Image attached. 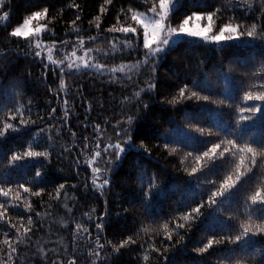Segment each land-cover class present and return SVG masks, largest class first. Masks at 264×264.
<instances>
[{
  "label": "snow or ice",
  "instance_id": "6c2138e0",
  "mask_svg": "<svg viewBox=\"0 0 264 264\" xmlns=\"http://www.w3.org/2000/svg\"><path fill=\"white\" fill-rule=\"evenodd\" d=\"M119 2L113 14L116 0H102L82 31L87 0L85 5L25 0L26 14L14 26L9 0H0V264H19L21 246L35 264H122L121 257L134 247L140 264H174L170 254L191 238L196 223L204 229L191 252L200 259L190 264H264V56L251 65L239 58L221 62L212 74L197 59L200 75L190 84L180 80L179 72L173 73L177 84L160 73L181 47L185 52L195 47L264 50V0ZM68 11L74 12L70 22L65 21ZM61 21L63 29L57 27ZM21 60L40 69L37 78L52 98L43 110L34 112L40 105L25 92L33 72H14ZM85 75L113 89L107 102L97 101L100 109L113 113L111 118L102 111L99 122H87L93 103L85 100L83 84L70 83ZM69 96L81 101L84 131L91 127L80 141L71 130L76 105L69 106ZM157 109L161 114L183 110L185 123L172 127L175 120H169L161 132V122L152 119ZM213 111L227 119L221 124L201 115ZM66 130L71 147L61 142ZM13 136L30 139L7 146ZM153 153L178 158L173 169L195 181L197 191L175 200L168 213L157 210L169 193L162 178L167 167ZM130 156L134 162L120 182L132 180L135 187L130 198L125 196L128 206L117 201L113 213L109 196L118 169ZM54 157L74 165L77 178L82 165L87 175L78 183L63 179L49 189ZM89 193L102 199V210L81 203L80 197ZM36 201L43 212L36 210ZM54 207L64 215L47 225L48 239L41 243L36 234L45 230ZM77 207L88 210L76 217ZM132 210L139 212L134 226L112 230L109 238L113 219L128 220ZM53 223L66 237L53 233ZM64 238L70 242L62 243Z\"/></svg>",
  "mask_w": 264,
  "mask_h": 264
},
{
  "label": "trees",
  "instance_id": "16d2710c",
  "mask_svg": "<svg viewBox=\"0 0 264 264\" xmlns=\"http://www.w3.org/2000/svg\"><path fill=\"white\" fill-rule=\"evenodd\" d=\"M79 3L82 5H85V0H78ZM102 2V0H87L86 4V15L83 19V24L81 25L82 31H87V21L92 18L93 15L97 14L98 12V6L99 3ZM222 2H226V0H222ZM9 5L11 8L12 16H11V22L12 25H16L19 22H21L22 17L26 14L25 13V0H9ZM121 6L119 0H116V8L113 9V14L116 10L119 9ZM74 18V12L68 11L65 16V21L70 22L71 19ZM109 24L114 23V20H109ZM64 21H61L57 27L59 29L64 28ZM108 24L103 25V27H107ZM94 35L95 32L92 31L91 33ZM59 35H63V32L61 31ZM0 39H3L0 37ZM98 47H107L106 44H98ZM262 56H264V50H262L259 46H257L255 49L252 48H240V49H234L230 51L225 52H217L214 48L208 47H195L188 50V52L184 51V48H178L177 51L173 52L168 58L166 63L163 67L160 69V73L163 76L164 73H167V77L169 78V82L172 84L179 83V80L173 75L174 72H179L180 74V80L187 79L189 84L191 83V79L196 78L200 74L198 73V70L195 67V63L197 59L204 60L206 70L212 74L215 72V69L220 66L221 62L224 64H227L229 60L233 59H241L246 60L249 65L253 63L254 60L258 61ZM220 57H223V61H221ZM182 58H186L187 60V66L183 62ZM118 62V61H117ZM258 66V65H257ZM31 70L33 72V77L31 79L30 84L25 88V92L28 97L33 98L34 104H39L40 108H34L33 111H40L43 110V105L50 99H52L49 95L46 94V90L44 88V85L39 81L37 78L40 72L39 67L37 66H29L28 62L25 60H21L19 62V66L14 70L15 74L18 75L20 72H25L27 70ZM238 75V74H236ZM49 84H52V78H49L48 81ZM71 84L75 85H84V98L85 100H91L93 103L94 111L92 113V118L90 121H87L89 124L93 122H99L96 118L99 113L103 111V115L106 117L111 118L113 113L111 111H105L99 108L97 101L99 99H104L106 102L108 101V93L113 91L112 88H109L107 85H104L101 81L91 79L89 76H80V77H74L71 81ZM53 87L55 85L53 84ZM239 85H235L233 91L235 92L238 89ZM71 91V89H70ZM131 91V89L129 90ZM175 89H169V92H174ZM115 95L117 96V104L119 103V92H115ZM171 98V96H169ZM144 99H148L147 96L144 97ZM70 101V107L73 103H75L76 107L74 109V114L72 116V119L70 120L71 124V130L75 131L77 133V137L75 138L76 141L82 140L83 135H88L91 132V127L87 131H84L82 124L86 121H84L85 111L83 107H80V99H74L72 96H69ZM53 105H55V101L53 100ZM86 106V105H85ZM167 107V106H166ZM188 111H193V108L191 107V104L186 105ZM209 109L214 108L213 105H207ZM201 115L204 116L206 121L212 122L215 121L217 123H223L224 120L227 119L226 116H220L217 115L216 112H205L201 113ZM183 110L172 112L170 109L163 114L159 112V110H156V114L153 116V121L159 120L162 124V127H160V131H164L166 128H168L170 125L168 123L169 120L174 119L175 123H173L171 126L175 127L176 123H185L183 120ZM103 118V117H102ZM101 118V119H102ZM119 118V117H116ZM113 123H115V119L112 120ZM30 139L28 136H13L9 139L7 146H11L13 144H19L24 143ZM62 143H67L69 147L72 146L73 140L68 134L67 130L65 131V135L63 139L61 140ZM153 157H158L160 165H166L167 167V175L165 177H162L166 180L165 187L169 190L167 200L161 204L158 205L157 210L161 211L163 213H168L171 210V205L173 202L177 199H180L182 196L186 198H190L193 193L197 191L195 186V181L189 180L187 177V174L183 171H175L172 167L173 164L179 165L178 158L173 160L171 157H167L166 153L163 154H157L153 153ZM135 157H129L127 161H125L124 166L120 169H118V172L120 175L117 176L116 184L113 187V190L109 196V202H110V208L113 210V213H115L117 204L116 202L119 201L121 203V206L127 207V201L125 200V196L131 197V193L133 188L135 187L134 181L129 180L128 184H122L120 182L121 177L124 176V174L128 173L129 167L133 164ZM155 159L151 162V165H148L149 171H154L155 168L152 167V165L155 164ZM74 165L70 164L68 160H58L55 157L53 158L52 164L49 166V172L48 176L53 181L52 183H48L46 186L51 189L54 186V183L63 182V179H67L69 183H78L79 181L83 180L87 173L84 170L83 165L81 166V175L79 178L75 176L74 173ZM31 174V173H30ZM172 189H175V191H171ZM79 196L80 194L77 193ZM45 200H47V196L44 197ZM198 198V197H197ZM35 199V198H34ZM81 203L85 204L87 206H96L99 210L103 209V201L98 196H94L92 193H89L87 197L81 196L80 197ZM36 210L43 212L44 209H42L39 206V202L36 201ZM88 207H77L74 209L76 217H79L81 212L87 211ZM53 216L48 217L44 223H45V230H42L41 232L37 233V236H40L41 243H44L47 241L48 237L45 235V232L47 231V225L49 223H52L54 220L59 221L60 217L64 215L63 210L56 209L55 207L52 209ZM129 219L123 220V219H113L112 225L113 229L109 230V238H112V230L120 231L122 228L127 227L131 228L134 226L135 218L139 215V212L136 210L130 211ZM65 219H69V217H65ZM193 231L190 233V239L186 237L185 242H182L181 245L177 247V250L174 252V254H170V260L174 261V264H190L193 260H198L200 258H197L194 253L191 252V245L197 239L199 236L203 234L204 225L196 223L192 226ZM52 231L53 233H59L60 237H66L65 232L59 230V224L53 223L52 224ZM56 238L55 236L53 237ZM2 239V237H0ZM35 239V237H34ZM161 239L160 237H157V240ZM70 241L67 238L62 239V243L68 244ZM184 244H187V247L184 248ZM47 247H51L52 245H46ZM138 249L133 248L131 252H126L122 257V264H140V261L138 259ZM30 253L28 250L23 249V246H21V253L19 257V264H35V261L29 258ZM201 264L203 262L201 261Z\"/></svg>",
  "mask_w": 264,
  "mask_h": 264
}]
</instances>
